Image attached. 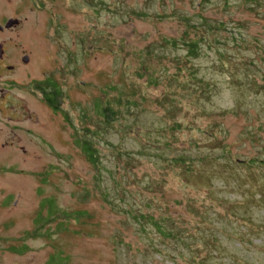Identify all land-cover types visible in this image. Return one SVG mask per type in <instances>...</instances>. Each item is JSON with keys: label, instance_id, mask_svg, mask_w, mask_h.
Returning <instances> with one entry per match:
<instances>
[{"label": "rangeland", "instance_id": "374dc122", "mask_svg": "<svg viewBox=\"0 0 264 264\" xmlns=\"http://www.w3.org/2000/svg\"><path fill=\"white\" fill-rule=\"evenodd\" d=\"M63 1L52 39L31 33L21 136L0 121V264H264V0ZM46 78L58 110L33 86ZM47 197L48 236H26ZM129 211L175 238H146Z\"/></svg>", "mask_w": 264, "mask_h": 264}, {"label": "flooded vegetation", "instance_id": "af4514ba", "mask_svg": "<svg viewBox=\"0 0 264 264\" xmlns=\"http://www.w3.org/2000/svg\"><path fill=\"white\" fill-rule=\"evenodd\" d=\"M94 2L103 4L102 0ZM7 5L11 13L6 11ZM66 8L63 0H0V121L5 136L22 134L21 119L16 118L21 113L16 91L26 80L32 81L31 71L38 63L31 33L38 32L51 40L48 28L61 26L60 11ZM38 83L35 81L33 86Z\"/></svg>", "mask_w": 264, "mask_h": 264}, {"label": "trees", "instance_id": "16d2710c", "mask_svg": "<svg viewBox=\"0 0 264 264\" xmlns=\"http://www.w3.org/2000/svg\"><path fill=\"white\" fill-rule=\"evenodd\" d=\"M187 46H189L190 52H195L196 43L195 41L185 42ZM36 87L42 93V97L45 102L53 109L58 110L59 100L62 95V90L53 80L50 78H46L45 80H41ZM102 118L104 122H109V120L114 119L115 111L109 107L107 104L102 108ZM77 146L81 149L82 153L85 155L87 160L96 165L99 162L97 153L95 148L92 145V142L89 137H83L82 139H78L75 142ZM178 161H183V157L175 158ZM45 211V212H44ZM130 214L132 222L136 223L138 227L145 233L146 238H148V234L145 232L146 226L150 225L153 230L158 235L159 239H168V238H175V232L170 228L166 227L165 218L164 217H154L152 214H145L143 212H138L136 214H132V212H128ZM58 214L57 207L54 204V201L50 198H43L40 201L36 216L34 218L35 229L33 232H26L25 235H41V236H48V231L39 233L38 229L40 225L44 224L47 221L53 220L55 215ZM64 217H72L74 221H78L80 218L85 217L87 214L84 211H74L72 213H67L64 211H60V213ZM64 227L63 221H60L58 224V228L62 229ZM24 235V237H25ZM23 237V238H24ZM9 250L22 253L26 250V246L21 244L20 246H11ZM155 253L160 254L159 250H154ZM64 258L60 256L58 253H52L47 258L45 264H63Z\"/></svg>", "mask_w": 264, "mask_h": 264}]
</instances>
